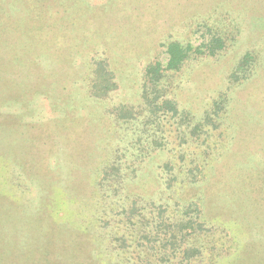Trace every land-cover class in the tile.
Instances as JSON below:
<instances>
[{
    "label": "rangeland",
    "instance_id": "obj_1",
    "mask_svg": "<svg viewBox=\"0 0 264 264\" xmlns=\"http://www.w3.org/2000/svg\"><path fill=\"white\" fill-rule=\"evenodd\" d=\"M28 1L0 43V219L26 230L0 231V264H49L20 242L85 229L106 264H163L165 226L190 221L206 231L176 233L172 264L186 246L264 264V0H0V24ZM170 43L192 46L161 94L179 115H154L145 74ZM100 63L115 88L96 98Z\"/></svg>",
    "mask_w": 264,
    "mask_h": 264
},
{
    "label": "trees",
    "instance_id": "obj_2",
    "mask_svg": "<svg viewBox=\"0 0 264 264\" xmlns=\"http://www.w3.org/2000/svg\"><path fill=\"white\" fill-rule=\"evenodd\" d=\"M133 1H137V0H133ZM28 2L29 4H27V6L24 5V8L21 7V9L18 11L15 10L13 14L11 13L12 12L11 10L9 11L7 9L9 15L1 16L3 17L4 21L5 19H7L8 27L5 26V23L0 24V43H2L1 41H3V38H5L7 45L8 46L12 45L15 42H10L9 37H8V34L10 32H14L15 34L19 35L21 31L22 32L29 31V29L26 28V25H29V23L32 21L31 16L35 13V11L37 12V10H32L33 8V6L31 5L32 2L31 1H28ZM33 22H35V20ZM13 24H16L15 26L18 27L17 30H13L14 28H11ZM42 28H49V27L40 26L39 29L37 28L39 30L38 31L39 33H41ZM1 33L3 34L1 35ZM10 37L14 38L17 41L16 36L13 35ZM191 49H192V46L184 47L183 45L179 43H170L167 45L166 52H165L167 56L166 65L164 66L160 62H156L155 64H152L147 68L146 74H145L146 83L144 85L143 100L145 101L146 104L148 103L150 105L149 106L147 104L149 107H152L153 105L155 106L154 111H157L156 113H154L153 110H150V112L153 113L154 115H156L157 113H162L163 115L165 114L167 115L171 112L173 113L174 116L179 115V111L176 107V104L170 100H167L165 96L161 94L164 89L163 85L165 83L166 75L171 74L173 72H179L181 70L183 64L192 56L190 52ZM197 53L202 54L199 51H197ZM208 53H209L208 54L209 56H215L214 49L212 48H209ZM96 76H97L96 78L97 86L95 84L94 88L95 90H97L98 87H100L101 90H99L98 92L96 91L94 95L96 98L106 97L113 90V88H115V85L110 83L112 80V75L109 73L107 68L104 67L102 63H100L96 70ZM101 84H103V86H101ZM148 85L153 87L154 90L156 89V92L160 94L159 98L151 102L148 101L149 92L146 89ZM105 91L106 93H104ZM1 128L2 126H0V130ZM136 219L135 217L133 218V220H136ZM133 220L132 221L130 219L127 220V225H130L126 227L127 230H132L136 227L137 222H134ZM168 225L169 226H165V228L168 231L167 232L165 231L166 234L164 235V239L166 240L167 243H169L168 246H174V248L169 250L174 255H171V257H168L167 259L163 258L162 259L163 264H172L173 258L177 259L176 253L178 249L175 248L176 244L174 242L176 241V238H177L176 233L182 235V238L186 239V238H194L196 234L198 235L206 231L202 223H198L194 221H190L186 223L184 226L179 225L178 232L173 230L171 224H168ZM23 228H21L22 234H20L19 230L16 229L15 226L10 230L6 221L4 219H0V231L2 233H5V236H6L4 240H7V239L12 240L16 236H19V235H22L23 238L24 237L26 238L24 234L26 230H24ZM80 232L84 236V238L78 237L79 235L78 231L73 232L74 233L73 236H71V238L67 237L65 244L61 242L63 240L61 239L62 236L59 234H57L56 237L53 234L52 237H54L56 240L54 242H52L54 238L44 235L42 236L43 240H39L35 243V246H34L35 249L32 251V253L29 252V250L26 248V245L21 244L25 240L23 241L20 240L21 241L20 251L23 252L21 254L22 255L24 254V257H29V258H31L32 256L35 257L36 255L37 257L40 256V258L42 259L48 258L47 260H49V257H51L53 260V255H52L53 253L54 256H57V258L54 261L49 262V264H65L64 262H62L64 259L67 262V264H106L105 262L106 259H104L105 257L102 254L100 255L94 254L96 251H98V247H96L95 245L97 243L95 239L93 237L92 239H88V237L90 238L91 235L86 229ZM50 241L51 243H49ZM64 246H67V247L65 248ZM183 249H182L183 251L181 250V252H179V254L180 253L182 254V259L180 260V264H203L202 262L203 255L200 251H198V249H191V248H188L187 246ZM167 253L170 255L168 251H164V250L162 251L163 255H168ZM138 255H141V252ZM198 258H201V260L199 261ZM69 261L70 263H68ZM42 263L46 264L47 262H42ZM244 263L245 261L243 259L242 264Z\"/></svg>",
    "mask_w": 264,
    "mask_h": 264
}]
</instances>
